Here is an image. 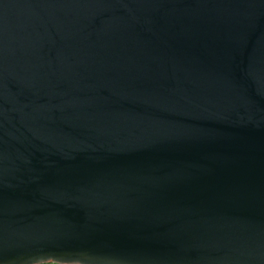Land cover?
<instances>
[{
  "label": "water",
  "instance_id": "1",
  "mask_svg": "<svg viewBox=\"0 0 264 264\" xmlns=\"http://www.w3.org/2000/svg\"><path fill=\"white\" fill-rule=\"evenodd\" d=\"M0 264H264V0H0Z\"/></svg>",
  "mask_w": 264,
  "mask_h": 264
}]
</instances>
